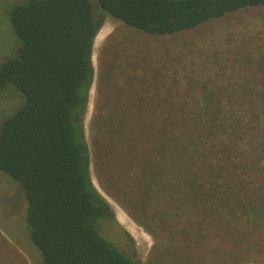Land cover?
<instances>
[{
  "label": "trees",
  "instance_id": "obj_1",
  "mask_svg": "<svg viewBox=\"0 0 264 264\" xmlns=\"http://www.w3.org/2000/svg\"><path fill=\"white\" fill-rule=\"evenodd\" d=\"M246 12L262 18L252 63L176 68L170 38ZM106 15L144 37H110L99 56L95 140L114 197L155 238L160 264L264 257V0H22L0 92L24 100L0 125V171L26 193L42 264H144L131 238L127 250L103 236L117 219L84 127Z\"/></svg>",
  "mask_w": 264,
  "mask_h": 264
},
{
  "label": "rangeland",
  "instance_id": "obj_2",
  "mask_svg": "<svg viewBox=\"0 0 264 264\" xmlns=\"http://www.w3.org/2000/svg\"><path fill=\"white\" fill-rule=\"evenodd\" d=\"M19 1L22 0H0V66L7 58L15 56L21 45L10 16L13 5ZM261 28L260 15L246 12L237 20L217 21L203 29L170 38L168 45L172 53V62L176 68H185L183 73H186L187 77L198 76L223 65L233 68V63L241 59H247L252 63L257 58L255 55L259 53L252 40ZM110 37H113L115 43H126L128 40L144 41L143 35L110 15H106L95 40L93 61L97 75L84 127L92 151L91 172L94 183L111 205L117 219V223L113 225L104 223L103 236L127 250L131 238L138 259L144 264H160L162 259L157 253L155 238L132 218L114 197L100 161L98 151L100 146L96 145L98 133L94 127V115L98 100L99 56ZM22 98L24 100V95L17 91L0 92V125L5 119L3 117L16 111L18 107H15L21 103ZM25 198L26 193L22 186L0 171V264H42V252L29 236L30 225ZM163 259L166 264H177L175 255ZM242 264H264V257H247L242 260Z\"/></svg>",
  "mask_w": 264,
  "mask_h": 264
}]
</instances>
